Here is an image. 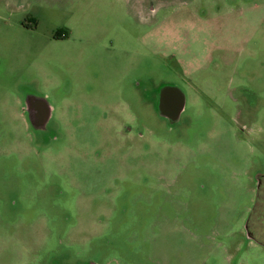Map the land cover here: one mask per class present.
I'll use <instances>...</instances> for the list:
<instances>
[{
  "label": "rangeland",
  "instance_id": "1",
  "mask_svg": "<svg viewBox=\"0 0 264 264\" xmlns=\"http://www.w3.org/2000/svg\"><path fill=\"white\" fill-rule=\"evenodd\" d=\"M137 1L0 0V264H264V0H186L246 14L184 45Z\"/></svg>",
  "mask_w": 264,
  "mask_h": 264
},
{
  "label": "flooded vegetation",
  "instance_id": "2",
  "mask_svg": "<svg viewBox=\"0 0 264 264\" xmlns=\"http://www.w3.org/2000/svg\"><path fill=\"white\" fill-rule=\"evenodd\" d=\"M157 1L159 2L157 3L159 6L153 5V3L145 6L144 3H140V0L137 1L136 6L134 7L135 14L132 16L130 13H125V15H127L126 18L128 20L135 21L137 26L140 28L148 30L150 32V36L158 26L173 25L176 27L177 32L180 33V37L176 38L174 41L176 44L180 43V45L189 43L190 38L185 36L187 35V30L191 26L193 27L192 29L199 30L204 27L209 28L210 23L215 22L220 24V26L223 25L224 27H226L228 23L229 26L234 28L238 26V19L246 14V10L241 11L240 14L235 13L232 9L233 6L225 8L217 6L216 13H214V15L207 16L206 12H204L202 15L197 16L196 9L185 11L186 9L182 8V5L186 3V0H156V2ZM223 26L220 28V31L225 29ZM55 38L56 40H63V38ZM212 39H209L210 42L213 41ZM173 44L175 45L174 42ZM216 46L217 47L214 46V48L210 51L213 50V52H216L220 50L226 52L219 43H216ZM228 52H231V49H229ZM175 53L171 54L170 59L178 60L179 54L177 55ZM138 85L141 84H138L137 82V86ZM153 91H155L156 94L154 104L160 114L171 121H177L181 112L183 113L187 105V97L183 90L176 86L167 84L160 89L155 87V89L153 88ZM147 94H149L150 102L152 103L151 100L153 99V96L151 91H145L143 93L144 97ZM26 101L28 106L25 109V114H28V118L24 119L25 124L37 129L44 128L49 121V107L44 102L33 98L27 99Z\"/></svg>",
  "mask_w": 264,
  "mask_h": 264
}]
</instances>
